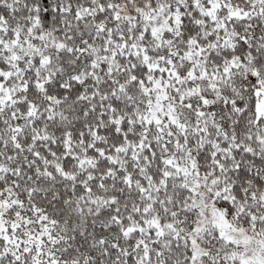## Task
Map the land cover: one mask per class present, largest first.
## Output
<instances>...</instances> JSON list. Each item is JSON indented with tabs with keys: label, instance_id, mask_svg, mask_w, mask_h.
<instances>
[{
	"label": "snow or ice",
	"instance_id": "6c2138e0",
	"mask_svg": "<svg viewBox=\"0 0 264 264\" xmlns=\"http://www.w3.org/2000/svg\"><path fill=\"white\" fill-rule=\"evenodd\" d=\"M0 264H264V0H0Z\"/></svg>",
	"mask_w": 264,
	"mask_h": 264
}]
</instances>
